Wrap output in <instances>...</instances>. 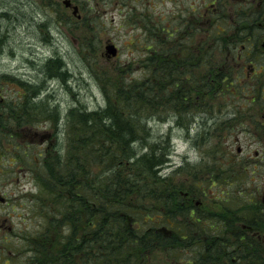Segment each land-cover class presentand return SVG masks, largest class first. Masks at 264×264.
Segmentation results:
<instances>
[{"label": "trees", "instance_id": "16d2710c", "mask_svg": "<svg viewBox=\"0 0 264 264\" xmlns=\"http://www.w3.org/2000/svg\"><path fill=\"white\" fill-rule=\"evenodd\" d=\"M205 1L203 10L210 2ZM229 1H217V24L213 28L204 23L200 43L193 33L191 45L188 34L180 27L179 11V17L169 12L173 20L167 14L149 18V10L144 13L142 17L146 19H140L139 25L145 32L143 78L115 83L114 90L102 85V106L88 108L75 102L65 108L59 103L52 107L49 95H42L41 84L19 80L23 88L10 102L6 124L10 130L9 166L15 162L31 166L39 185L40 202L34 206L43 229L36 234L25 232L22 237L27 245L40 247L38 254L49 255L41 261L264 264V243L257 234L264 229L259 201H245V196L237 194L229 201L230 179L242 180L245 170L237 169V165L234 169L225 167L224 158L228 156L223 144L220 151L224 155L219 162H207L205 155L214 153V145L208 139L211 132L202 131L206 130L208 119L183 121L193 94H199L202 111L207 106L214 111L212 95L216 89L238 85L237 92H244L239 86L238 76L242 74L236 76V81L233 73L216 64L214 58L217 50L231 45L242 52V45L227 40ZM129 17L135 18L133 11ZM49 23L46 19L38 24L46 28ZM198 54L202 60L199 72L180 70L179 64L194 61ZM42 66L47 75L67 80L68 68L59 53L46 59ZM32 92L35 95L31 96ZM46 103L49 106L44 109ZM166 105L172 109L173 123L166 133L153 134L148 121L160 116ZM40 110L42 119L56 115V132L50 139L52 143L43 144L40 153L31 156L24 129L28 116ZM174 128L182 129L193 146L199 147L200 141L208 140L212 149L204 150L207 141L202 142L199 161L191 162L185 156L168 173L165 168L172 164ZM221 128V124L216 125V129ZM219 143L221 139L217 146ZM3 163L0 161L2 169ZM180 175L183 179H177ZM216 177L219 201H214ZM159 252L162 255L157 259Z\"/></svg>", "mask_w": 264, "mask_h": 264}, {"label": "rangeland", "instance_id": "374dc122", "mask_svg": "<svg viewBox=\"0 0 264 264\" xmlns=\"http://www.w3.org/2000/svg\"><path fill=\"white\" fill-rule=\"evenodd\" d=\"M190 1L73 0L79 7L80 18H78L72 13V8L64 6L62 0H0V99L3 100L0 101L3 102L0 113L4 107L8 108L10 102L16 100V92L23 88L20 79L27 80L30 84H41L42 95H49L48 99L52 107L59 103L60 107L65 108L75 102L88 108L104 105L102 85L114 90L115 83H128L130 79L143 78L144 63L141 59L145 55L142 49L145 32L139 25L140 19H146L145 16L142 17L144 13L149 10V18L167 14L168 19L173 20V15L169 18V12L176 13L179 17L178 11L180 12L184 4L187 6ZM217 1L214 0V24H217V12H220ZM231 3L232 0L227 6ZM3 11L9 13L5 14ZM132 11L135 18L129 17ZM46 19L50 21L49 26L40 27L38 23ZM109 43L116 44L117 55H108L106 45ZM232 46L234 45L217 50L214 54V58L217 59L216 64L226 63L224 61L227 60V56L235 55L236 59L230 64L234 65L235 69L232 73L236 81H238L236 76L242 74L238 76L240 88L264 85V77L260 78L259 74L254 73L248 63L245 62V70L249 73L240 72L239 67L244 63L243 56L238 48ZM56 53H59L66 62L67 82L62 78L47 75L42 66L46 59ZM237 86L230 85L231 88L236 87L235 90L216 89L213 92L214 111L213 109L210 111L208 106L202 111L201 98L196 109L199 112V121L203 118L208 119L206 130L202 129V131L211 132L208 139L214 145V153L205 155L207 162L210 160L214 163L219 162L220 157L224 155L223 151H220L223 144L225 154L228 156L224 158L227 160L224 161L225 167L234 169L237 165V169H243L244 166L250 168L249 174L244 173L243 179L235 182L237 196L241 197L240 191L260 183L259 171L254 168L259 166V156L256 153L264 149V126L261 125L264 119L262 116L264 107H261L262 102L256 107L249 106L251 94H256L257 90L249 92L243 89L249 94L246 95L242 90L237 92ZM232 91L236 93L233 94ZM33 95L35 93L32 92L31 96ZM193 100L195 102V94ZM48 106L46 103L43 108L46 109ZM171 114L172 109L166 105L165 111L159 113L160 116L148 121V126L153 128V134L166 133L169 130L170 124L173 123ZM28 118V127L23 137L25 144L32 150L30 153L32 156L35 152L40 153L43 144L52 143L50 139L54 138L56 132L54 127L56 115H46L42 119L40 110L32 112ZM187 120L188 117L184 115L183 121ZM217 124H221V130L216 129ZM196 130L193 129L192 133ZM220 139L221 143L217 146L216 142ZM204 141L207 142L203 149H212L208 140L200 141L199 147L193 146L189 140L187 141L186 133L182 129L174 128L172 164L165 170L168 173L172 171L183 162L185 156L191 162L199 161L202 156L200 148ZM238 147L241 151H237ZM0 160L4 162L3 169L0 166V201H20L30 206L40 202L38 201L39 185L30 169L31 166L27 164L20 166L17 162L9 166L7 157H0ZM252 170H254L255 183H250V178L253 177L250 174ZM181 177L182 175L177 179H183ZM213 190L215 201V197L221 193L216 184ZM5 207V212L0 211V244L8 241L9 252L0 254V264H50L40 260L42 257L48 259L49 255L38 254L39 246H29L25 237L16 235L17 230H25L27 234L41 231L43 224L40 215L38 213L33 214L32 217L25 215L27 218H24V210L19 205H5ZM19 213L21 217H18ZM257 234L264 243V229L257 231ZM161 255L162 253L159 252L157 259H160Z\"/></svg>", "mask_w": 264, "mask_h": 264}, {"label": "flooded vegetation", "instance_id": "af4514ba", "mask_svg": "<svg viewBox=\"0 0 264 264\" xmlns=\"http://www.w3.org/2000/svg\"><path fill=\"white\" fill-rule=\"evenodd\" d=\"M73 2V0H71ZM209 2V6L203 10V3L204 0H191L188 5L184 4V8L180 11V27L184 29L185 34H188V42L190 45L192 44V35L195 34V41L200 43L201 36H202V29L203 25L206 26L204 23H208L211 27L214 28V0H206L205 2ZM63 2V0H62ZM66 7V6H65ZM66 8H71V6H67ZM204 11V12H203ZM227 28H229V38L228 41L230 43L235 42L239 45H242V58L243 64L239 67L242 69L243 74H248L249 71L245 70V62L246 64L250 65L253 68V72L259 74L260 78L264 77V0H232V3L229 5V12H228V22ZM233 39V40H232ZM214 45V39L212 41ZM196 56H199L196 55ZM172 58V57H171ZM169 57V66H171L172 59ZM227 60L224 61L226 63H221L222 68H226L227 71H234V65L230 64L231 61L236 59V56L229 57L227 56ZM245 59H247L245 61ZM174 60V59H173ZM214 61V60H213ZM214 67V65H213ZM179 68L181 71H193L195 73L199 72L202 68V60L200 56L196 58L194 61L190 60L189 62H183L179 64ZM235 88H231L230 86L227 90H231ZM244 90H248L249 92L252 90H257L256 94H251V100L249 106L256 107L261 102L264 107V85L261 86H246L243 88ZM235 94V91H232ZM199 94H195V102L192 100L188 102L186 107H190L189 111L185 114L191 121L198 120V110L196 109L199 104ZM186 99V97H185ZM187 100V99H186ZM256 100V101H255ZM0 101H3L0 99ZM3 106V102L0 103V108ZM10 103L8 108L3 109L0 113V157H7L9 160V152H10V143L7 140L9 137V118H10ZM195 108V109H194ZM195 110V111H194ZM264 117V113L262 115ZM260 122V121H259ZM264 126V119L261 123ZM28 127V126H27ZM27 127L24 129L26 132ZM3 148V150H2ZM237 151H241V148L238 147ZM259 156V166L254 169L259 171V180L260 183L256 184L254 170L251 171L250 174L253 177L250 178V183H255V185H251V188L246 187V190L240 191L241 195L245 196V201H259L260 204V213L263 215L264 218V149L261 152L256 153ZM2 161V160H0ZM243 169L245 170L246 174H249L250 168L244 166ZM257 171V172H258ZM218 177L214 178V185H217L219 190L218 184ZM229 184L232 185V189L229 193L231 196L229 201H232L234 195H238V192L235 189V179L232 177L230 179ZM215 201H219V194L215 197ZM19 205L23 208L24 218H27L25 215H30L31 217L33 214H36L35 209L37 207L30 206L25 203H21L20 201H0V211L5 212L7 206H15ZM18 217H21V213L18 214ZM1 227V226H0ZM25 230H17L16 235L22 237L25 236ZM9 252L8 241H4L0 244V254H5ZM6 264V263H5Z\"/></svg>", "mask_w": 264, "mask_h": 264}, {"label": "water", "instance_id": "95a60500", "mask_svg": "<svg viewBox=\"0 0 264 264\" xmlns=\"http://www.w3.org/2000/svg\"><path fill=\"white\" fill-rule=\"evenodd\" d=\"M66 6L71 5V0H64ZM78 7L76 5L73 6V13L77 14ZM106 51L108 55L115 56L117 54V46L114 43H109L106 45Z\"/></svg>", "mask_w": 264, "mask_h": 264}, {"label": "bare ground", "instance_id": "6f19581e", "mask_svg": "<svg viewBox=\"0 0 264 264\" xmlns=\"http://www.w3.org/2000/svg\"><path fill=\"white\" fill-rule=\"evenodd\" d=\"M36 85H37V83H36ZM172 163V162H171ZM170 164V163H169ZM170 166V165H169Z\"/></svg>", "mask_w": 264, "mask_h": 264}]
</instances>
